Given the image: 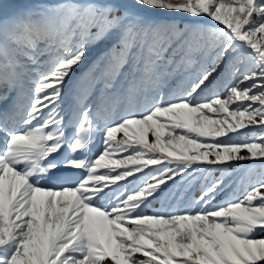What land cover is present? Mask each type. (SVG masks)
Listing matches in <instances>:
<instances>
[{
    "label": "snow or ice",
    "instance_id": "snow-or-ice-1",
    "mask_svg": "<svg viewBox=\"0 0 264 264\" xmlns=\"http://www.w3.org/2000/svg\"><path fill=\"white\" fill-rule=\"evenodd\" d=\"M224 69L225 94L204 97ZM178 79L192 82L165 99ZM253 126L264 133V0H0V264H264V171L213 204L230 162L264 168V134L229 135ZM197 172L198 197L145 214Z\"/></svg>",
    "mask_w": 264,
    "mask_h": 264
},
{
    "label": "rangeland",
    "instance_id": "rangeland-1",
    "mask_svg": "<svg viewBox=\"0 0 264 264\" xmlns=\"http://www.w3.org/2000/svg\"><path fill=\"white\" fill-rule=\"evenodd\" d=\"M164 18L167 20L175 21L180 24L184 23H190L191 21L187 18H182L181 16L177 14H168L164 13ZM215 23V22H214ZM97 53L94 51L92 55L89 58L88 63L90 64L93 60H95ZM210 63V61H209ZM87 64L84 68H77L75 70L76 74L79 75L80 73L84 72L87 69ZM249 67L251 65L249 64ZM231 76L229 75V72L227 69H224L220 72L218 76H216L212 83L209 85L207 89L202 93L204 97H211L214 93H219L220 95L225 94V87L226 85L231 83ZM191 80L183 81L181 85V81L174 80L171 82L169 88L165 89V99L168 98V95L171 92H175L177 96H179L180 91L182 88H188L191 84ZM32 85L27 84L26 89L28 90L27 98L23 101L25 105H27L32 97ZM65 97L63 99V102L60 103V108L62 109L61 114L65 116V119L67 120L69 116L72 115L73 112L77 110L75 100L68 95V90L65 89ZM27 102V103H26ZM136 112L143 111V106H138L135 109H133ZM45 113L47 112V109L44 110ZM116 119H119V116L115 117ZM19 119V117H17ZM17 127H21V125H17ZM71 131V129H69ZM239 132L241 135L238 137L236 134H229L232 135L234 139H237L239 141H252L255 136H259L262 133L261 128L253 126L249 129H243V131L240 129ZM122 134H118L117 138H121ZM1 144L3 142V137L0 136ZM151 135L149 136V140H151ZM102 150V139L99 133H96L93 143L91 144V150L89 152V155H96L99 154ZM63 154V153H62ZM124 156L123 153L114 155L112 159H122ZM231 167L228 169V173L224 176V187L223 190L216 196V199L213 201V204H218L225 199L228 198H234V197H242L244 191L251 186L252 183H256L258 179L261 176L262 171H264V168H262L261 160L259 158L254 160H248V161H233L230 162ZM155 167V166H149V168ZM119 171V169H117ZM103 172L104 170H100ZM148 171V169H145V172ZM82 175V173H81ZM137 175H142L138 173ZM209 175L208 173H195L196 179L192 181L190 185L184 184L181 182L182 178L177 177L175 182H168L166 185L162 186V191H159L154 199H151V203L147 208L144 209L145 214L151 215L156 211H164V212H171L176 209L177 206H179L181 209L185 207V205L188 203V200L193 197H198L200 195L201 187L205 184V180L202 178L203 176ZM212 177L219 178L221 176V172L219 170H213L211 173ZM131 179V178H129ZM184 179H187L185 177ZM54 182V179H52ZM51 179H46L42 181V184L45 186L52 184ZM51 181V184L49 183ZM211 180L208 181L210 183ZM120 184L125 183L124 181L118 182ZM131 190V189H129ZM169 193H175V197L168 195ZM181 194H183V200L180 199ZM167 197V198H166ZM259 238V237H257Z\"/></svg>",
    "mask_w": 264,
    "mask_h": 264
},
{
    "label": "trees",
    "instance_id": "trees-1",
    "mask_svg": "<svg viewBox=\"0 0 264 264\" xmlns=\"http://www.w3.org/2000/svg\"><path fill=\"white\" fill-rule=\"evenodd\" d=\"M242 131H243V129H241ZM240 133H242L243 134V132H240Z\"/></svg>",
    "mask_w": 264,
    "mask_h": 264
}]
</instances>
